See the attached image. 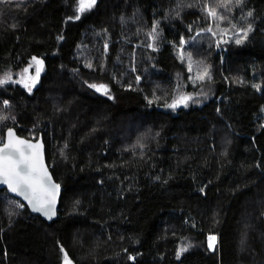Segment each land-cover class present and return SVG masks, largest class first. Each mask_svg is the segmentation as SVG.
Wrapping results in <instances>:
<instances>
[{
	"label": "trees",
	"instance_id": "16d2710c",
	"mask_svg": "<svg viewBox=\"0 0 264 264\" xmlns=\"http://www.w3.org/2000/svg\"><path fill=\"white\" fill-rule=\"evenodd\" d=\"M78 1L0 0V75L45 67L32 91L0 90V144L42 133L63 186L51 224L0 191V264H264V0H98L70 21ZM63 63L113 98L81 92ZM182 66L217 92L161 111ZM190 234L201 244L181 253Z\"/></svg>",
	"mask_w": 264,
	"mask_h": 264
},
{
	"label": "rangeland",
	"instance_id": "374dc122",
	"mask_svg": "<svg viewBox=\"0 0 264 264\" xmlns=\"http://www.w3.org/2000/svg\"><path fill=\"white\" fill-rule=\"evenodd\" d=\"M98 0H95V4L91 8H87L83 12L77 11L79 6V1L75 4L74 7V14L69 17L70 21H76L81 19L85 14L90 12L94 7L96 6ZM216 37V36H215ZM232 40V35L227 33H221L217 36V49L219 51H224L225 47L224 44L228 41ZM40 61L39 64L36 63V61ZM43 59H33L29 60L28 64L19 70H10L5 72L4 74L0 75V81L6 80L5 83H0V90L3 92H7V89L10 85H21L22 87L26 88L27 91H32L38 82V75L43 70ZM63 71L68 72L71 75L72 80L74 81V84L78 86L79 90L83 92L84 94L104 97V98H113V93L111 89V82L109 80H106L100 76H97L95 74H88L85 72H82L80 69L71 68L68 64L63 63L62 64ZM45 68V67H44ZM27 69V71H25ZM37 69H39V74L37 75ZM185 69V68H184ZM182 68H177L174 73V78L176 82V88L174 92V96L176 101L172 103L176 106L173 107L171 110L175 111L176 107L180 106L183 103V99L186 95L190 96V99L186 100V106L189 108L191 106L194 107H200L203 106L205 103H207L211 98L214 97V95L217 92V85L213 82L198 79L199 76L198 73L191 69V73L188 74L187 71H185ZM28 85V87H25V85ZM92 85H95L96 87H92ZM103 85L104 88L100 91H97V88L99 86ZM58 97H54V95H51L50 97L58 100L59 102L63 101V98L59 95V91L56 92ZM171 99V100H172ZM170 100V101H171ZM170 101L168 103H170ZM8 103H5L7 105ZM61 104V103H60ZM167 105V104H166ZM264 115V110H263ZM264 119V117H263ZM131 127H128V130H130ZM5 139V137H4ZM2 140V142L4 141ZM35 139V138H33ZM23 207V206H22ZM252 221V220H251ZM250 221L248 220H242L241 227L243 230V235L245 237V233L249 231H253V225L249 224ZM249 236V235H248ZM210 237H214L215 239H210ZM208 240V246L211 249H214L218 244V238L217 236H210ZM263 235L261 234V238ZM194 238V240H193ZM201 242L196 238L195 234H190L188 237L183 239L179 245L181 253L188 252L192 249L199 248ZM211 245V246H210ZM250 247L248 246L246 240H242L240 242V253L243 255L245 254ZM263 259V256L260 255L257 258H254L256 261V264H258ZM64 264V261H62Z\"/></svg>",
	"mask_w": 264,
	"mask_h": 264
},
{
	"label": "snow or ice",
	"instance_id": "6c2138e0",
	"mask_svg": "<svg viewBox=\"0 0 264 264\" xmlns=\"http://www.w3.org/2000/svg\"><path fill=\"white\" fill-rule=\"evenodd\" d=\"M232 2L233 0H221V6L227 7V4ZM235 2L239 4L242 0H235ZM94 4L95 0H79L77 11L83 12L87 8H91ZM208 15L216 18V10L211 9ZM236 42L240 43L241 41L237 40ZM36 63L39 64L40 61L37 60ZM25 71H27V69ZM38 74L39 69H37V75ZM204 75H207V73L205 72ZM197 78L202 79L203 76H198ZM5 82L6 80L0 81V83ZM25 87H28V85L26 84ZM92 87L96 86L92 85ZM103 88L104 86L101 85L97 88V91ZM175 106V104L170 105V107ZM8 135L9 141L5 143L3 147H0V177L3 178L2 182L6 183L12 192H18L24 195L29 203L34 205V210L44 211L45 214H49L51 212L50 205L54 203V196L49 198L48 184L51 178L48 176L42 164L41 153L39 151L41 145L30 144L24 140L13 141L11 139L13 134L9 132ZM21 145H25L27 149H31L32 151L25 152L19 147ZM53 187L58 188V185ZM210 239L214 240L215 238L210 237Z\"/></svg>",
	"mask_w": 264,
	"mask_h": 264
},
{
	"label": "water",
	"instance_id": "95a60500",
	"mask_svg": "<svg viewBox=\"0 0 264 264\" xmlns=\"http://www.w3.org/2000/svg\"><path fill=\"white\" fill-rule=\"evenodd\" d=\"M187 99H190L189 95L185 96V99L182 100L183 103L180 106L176 107L175 111L171 110L173 107H170V105H172V103L174 101H176L175 97L167 105L160 106L158 108H159V110L167 112V113H176L179 110L188 108L186 106V100ZM9 132H11L13 134L12 137H11V139L13 141H15V140H24V141H26L27 143H30V144H39V145H41V148L39 149V151L41 153L42 164H43L44 168L46 169L48 176H50V178H51L50 182L48 184L49 198H52L54 196V203L52 205H50L51 212L49 214H45L44 211H36V210H34V205L32 203H29V201L24 197V195H22V194H20L18 192H12L8 188V185L6 183L2 182V179H3L2 177H0V191L3 190V189L7 190V192L11 196H13V197L19 199L21 202H23L25 204V206L28 207V209H29V211H30V213L32 215L41 217L44 221H46L47 223L51 224L52 222L56 221L58 219V217H59V207H60V201H61L63 186H62L61 183H59L55 179V177H54V175L52 173V170H51V168H50V166H49V164L47 162L46 147H45L43 134L41 133L37 139H29V138L20 136L15 128H9L6 131L5 139L0 144V147H3V145L9 141V135H8ZM19 147H21L25 152L32 151L31 149H27V147L25 145H21ZM56 185H58V188L53 187V186H56ZM63 261H64V264H76L74 262V260H72L65 252H64V260Z\"/></svg>",
	"mask_w": 264,
	"mask_h": 264
},
{
	"label": "flooded vegetation",
	"instance_id": "af4514ba",
	"mask_svg": "<svg viewBox=\"0 0 264 264\" xmlns=\"http://www.w3.org/2000/svg\"><path fill=\"white\" fill-rule=\"evenodd\" d=\"M43 66H44V64H43ZM44 68V67H43ZM39 76H40V74L38 75V78H39ZM185 98V97H184ZM184 100V99H183Z\"/></svg>",
	"mask_w": 264,
	"mask_h": 264
},
{
	"label": "bare ground",
	"instance_id": "6f19581e",
	"mask_svg": "<svg viewBox=\"0 0 264 264\" xmlns=\"http://www.w3.org/2000/svg\"><path fill=\"white\" fill-rule=\"evenodd\" d=\"M193 240H194V238H193Z\"/></svg>",
	"mask_w": 264,
	"mask_h": 264
}]
</instances>
